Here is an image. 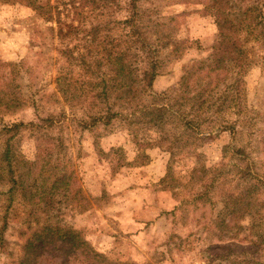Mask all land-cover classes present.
I'll list each match as a JSON object with an SVG mask.
<instances>
[{
	"label": "rangeland",
	"instance_id": "374dc122",
	"mask_svg": "<svg viewBox=\"0 0 264 264\" xmlns=\"http://www.w3.org/2000/svg\"><path fill=\"white\" fill-rule=\"evenodd\" d=\"M254 1L229 0L238 18H243L246 6ZM127 3L121 1L124 8L114 19L122 21L129 16L124 10ZM208 4L209 0L139 3L147 35L154 39L153 33L160 29L155 30L153 24L164 23V32L182 48L179 58L164 62L153 84L157 94L177 100L184 72L210 55L218 31ZM56 29L54 23L45 22L28 7L0 2V91L21 98V106L13 111L0 108V131L10 124L39 126L17 133L11 142L13 152L38 167L44 164L43 159L58 162L59 167L66 165L73 173L70 196L78 193L73 200L56 198L48 207L49 220L80 231L110 262L231 264L206 257L220 255L234 263L245 260L242 252L246 251L264 264V250L254 256L255 251L250 252V246L242 241L244 235L237 241H219L214 230L224 197L234 193L245 197L249 178L245 164L252 162L256 173H264V49L250 44V67L241 77L237 70L229 69L219 85V91L230 93L241 78L239 90L232 94V108L218 118L213 116L214 127L225 121L228 130H214L206 138L182 132L181 143L169 148L168 142H160L158 132L144 124L131 125L126 115L109 125L94 126L88 115L95 110L89 109L88 102L81 99L69 104L63 100L55 81L60 69L68 65L60 53L65 42L56 36ZM121 32L117 29L118 35ZM164 56L167 60V54ZM9 64L15 67H4ZM49 118L51 127L45 121ZM178 130L169 127L168 136ZM6 139L0 134V151ZM1 183L0 227L11 186ZM256 193L260 196L255 209L261 213L259 224L264 228V189ZM14 199L0 264L16 259L19 233L25 227L23 208L18 197ZM189 235L191 244L181 243Z\"/></svg>",
	"mask_w": 264,
	"mask_h": 264
},
{
	"label": "trees",
	"instance_id": "16d2710c",
	"mask_svg": "<svg viewBox=\"0 0 264 264\" xmlns=\"http://www.w3.org/2000/svg\"><path fill=\"white\" fill-rule=\"evenodd\" d=\"M121 1L0 0L4 4L28 7L45 22L55 24L56 36L65 42L60 53L68 65L57 75V91L66 103L72 100L79 103L81 99L88 102L89 109L95 110L88 115L92 125H109L115 118L126 115L131 125L144 124L158 132L160 142H168L169 148L181 143L182 132L206 138L214 130L226 131L225 121L217 127L212 125L216 124L213 116L218 118L232 108V94L239 90L240 77L252 63L249 45L264 49V0L248 4L243 18L235 16L229 0H209L207 8L215 18L218 40L206 59L193 63L184 72L178 84L179 98L175 101L165 93L157 94L153 84L164 62L179 58L181 44L170 40L161 22L153 24L155 30L160 29L153 33L154 39L147 35L144 13L139 7L141 0H128L124 10L129 16L122 21L114 19L124 8ZM117 29L122 31L120 35ZM231 68L237 70L240 79L233 93L221 92L219 85ZM78 84L85 88L78 89ZM20 106V97L0 91V108L9 112ZM45 121L51 127L52 118ZM28 127L40 129L33 123H18L3 126L0 131L7 138L0 151V181L11 185L7 191L9 205L0 227V249L6 244L3 234L8 227V214L17 200L15 196L23 208L25 226L19 233V254L13 260L10 257L11 264H131L110 262L93 249L80 231L49 220L48 207L56 198L73 200L78 193L70 196L73 173L66 165L59 167V159L57 163L43 159L44 164L38 167L13 152L12 140ZM169 127H178V133L169 137ZM231 134L235 132L231 130ZM251 164H245V175L249 176L245 181V197L236 193L224 197L214 230L219 241L227 238L237 241L244 235L242 241L258 256V251L264 250V228L259 224L261 213L255 209L260 196L256 191L264 189V173H256ZM239 221L245 225H239ZM191 237L180 241L190 245ZM242 254L245 260L234 263L220 255L206 258L224 259L231 264H261L249 252Z\"/></svg>",
	"mask_w": 264,
	"mask_h": 264
}]
</instances>
